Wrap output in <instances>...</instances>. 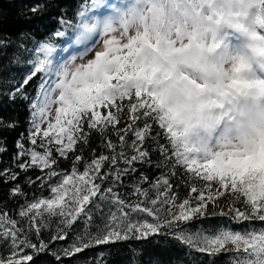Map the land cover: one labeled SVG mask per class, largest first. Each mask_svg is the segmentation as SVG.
<instances>
[{
	"label": "snow or ice",
	"instance_id": "obj_1",
	"mask_svg": "<svg viewBox=\"0 0 264 264\" xmlns=\"http://www.w3.org/2000/svg\"><path fill=\"white\" fill-rule=\"evenodd\" d=\"M100 2L92 0V6ZM41 11L31 8L33 14ZM78 15L85 18L86 12ZM81 20L72 23L62 15L54 36L65 37L61 26L73 31V43L84 46L82 51L55 58V44L43 42L42 35L32 48L16 47L9 63L23 67L0 82L8 86L0 95L22 103L29 113L27 131L15 142L14 167L0 170V182L12 184L9 196L23 200L17 218L0 210V249L7 252H0V264H36L41 255L64 264L96 246L132 240L148 249L154 240L168 237L201 254L198 264H264V164L257 165L254 153L241 148L204 158L179 156L147 99L151 94L121 85L130 75L134 42L109 38L103 51H92L85 46L86 32L79 30ZM5 54L0 47V59ZM17 126L0 120V130ZM161 131L168 146L160 142ZM94 137L98 148L92 146ZM149 143L161 157L155 167L162 171L154 177L142 170L153 163ZM5 151L0 147V153ZM62 161L70 163V171L61 168ZM30 171L38 173L35 178L27 175ZM21 173L40 195L28 198L17 182ZM209 218L240 228L194 227ZM80 222L83 231L77 233ZM58 242L66 246L57 249ZM222 254L228 256L221 262ZM149 264L160 262L150 259Z\"/></svg>",
	"mask_w": 264,
	"mask_h": 264
},
{
	"label": "clouds",
	"instance_id": "obj_2",
	"mask_svg": "<svg viewBox=\"0 0 264 264\" xmlns=\"http://www.w3.org/2000/svg\"><path fill=\"white\" fill-rule=\"evenodd\" d=\"M100 7L102 15L81 20L85 46L134 42L121 85L151 94L179 156L241 148L264 164V0H101Z\"/></svg>",
	"mask_w": 264,
	"mask_h": 264
},
{
	"label": "trees",
	"instance_id": "obj_3",
	"mask_svg": "<svg viewBox=\"0 0 264 264\" xmlns=\"http://www.w3.org/2000/svg\"><path fill=\"white\" fill-rule=\"evenodd\" d=\"M87 0H0V47L3 48L6 53L2 59H0V82L10 79L14 73L19 71V68L23 67L22 62L9 63L10 58L14 59L13 53L16 47L23 43L25 47L32 48L33 41L38 40L42 35L44 36L43 42H52L55 44V52L58 53V49L70 36L72 32L69 29L60 27V30H65L66 35L63 38H56L54 36V30L57 28V21L62 15L72 23L77 22L78 13L81 9V5H85ZM39 6L42 11L33 14L31 8ZM27 34V35H25ZM18 78V77H17ZM36 82L30 86V90L34 89ZM8 86L0 83V93H6ZM28 110L25 105L20 102L15 104L11 103L6 95H0V120L7 123L18 122V126L14 130H0V147L6 148L7 151L0 153V170L5 166L12 165V157L16 152L15 142L20 137V134L26 133L28 124ZM156 127V126H154ZM155 134V133H153ZM160 142L168 146V142L161 131ZM100 141L98 137H94L92 146L97 147ZM150 158L152 165L143 166L142 170L149 172L153 177L159 175L162 171L157 169L155 164L161 159L158 151H151L155 145L149 143ZM170 149V146H169ZM171 149L169 151V154ZM87 156L88 153L86 152ZM61 168L69 170L71 168L70 163L61 162ZM14 167V166H13ZM139 167V166H138ZM19 171V169H14ZM83 167L81 166V171ZM38 173L30 171L28 176L35 178ZM25 174L21 173L18 183L21 184L23 190L28 194V198L31 199L34 195H40L35 189L29 188L25 181ZM128 183L131 181L128 180ZM15 183V182H14ZM12 184H4L0 182V210H6L14 218H17V212L19 206L23 203V200H17L9 196V190ZM44 195H48L45 191ZM97 223H100L97 218ZM225 225L230 228L239 229L240 226L233 224L227 220L219 218H209L202 221H197L194 227L208 228L212 225ZM252 225H248L251 227ZM259 227V223H256ZM55 225H53V228ZM83 231V224L80 222L77 225V233ZM74 234L67 241L68 244L72 242ZM44 238H48V232L45 230ZM66 246L63 242H58L55 248L59 249ZM4 255H7L3 249H0ZM228 254H222L218 260L224 261ZM150 259H158L160 264H198L199 260H203L201 254L196 253L185 246L178 245L172 241L171 237L159 238L152 242V247L146 249L142 247L141 241H128L122 242L113 246H96L91 249L83 251L78 254L74 259H65L64 264H149ZM211 259V258H209ZM36 264H57L55 259L51 255H41Z\"/></svg>",
	"mask_w": 264,
	"mask_h": 264
},
{
	"label": "rangeland",
	"instance_id": "obj_4",
	"mask_svg": "<svg viewBox=\"0 0 264 264\" xmlns=\"http://www.w3.org/2000/svg\"><path fill=\"white\" fill-rule=\"evenodd\" d=\"M81 10L86 12V17L94 16V15H102L103 10L101 7H93L92 6V0H87V3L85 5H81ZM79 14V13H78ZM82 19L81 17H77V22ZM75 40V33L72 31L70 33V36L67 38V40L58 48L56 49L58 53L53 54V57L55 58H68L70 55L78 53L79 51L83 50L82 45H75L73 42ZM81 61L77 59L76 63H80Z\"/></svg>",
	"mask_w": 264,
	"mask_h": 264
}]
</instances>
